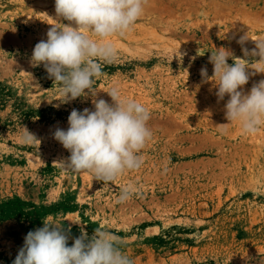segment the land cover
Listing matches in <instances>:
<instances>
[{
  "label": "rangeland",
  "instance_id": "1",
  "mask_svg": "<svg viewBox=\"0 0 264 264\" xmlns=\"http://www.w3.org/2000/svg\"><path fill=\"white\" fill-rule=\"evenodd\" d=\"M54 4L0 0V264H12L45 219L70 229L69 245L81 229L103 227L134 264H264V195H254L264 190V128L222 126L228 97L218 100L209 62L220 47L245 59L240 37L249 51L264 38V0H147L131 30L110 38L117 58L102 62L88 95L68 102L31 64L49 27L67 23ZM247 59L255 74L245 93L264 80L254 70L264 65ZM112 87L150 110L152 138L139 170L104 183L68 168L53 133L67 130L73 108L94 110V96L111 103ZM25 127L37 141H22ZM128 184L136 194L118 203Z\"/></svg>",
  "mask_w": 264,
  "mask_h": 264
},
{
  "label": "clouds",
  "instance_id": "2",
  "mask_svg": "<svg viewBox=\"0 0 264 264\" xmlns=\"http://www.w3.org/2000/svg\"><path fill=\"white\" fill-rule=\"evenodd\" d=\"M146 4L147 0H55L56 19L67 23L51 25L46 40L35 44L32 66L43 65L53 83L60 85L64 102L88 95L95 80L103 75L102 62L117 58L110 38L126 35L144 14ZM248 39L245 34L237 41L245 59L220 47L211 52L209 62L213 65L211 78L217 81L218 100L228 97L224 105L228 123L222 126L236 123L243 135H255L264 128V80L253 84L247 93L243 86L255 74L249 71L252 68L247 66L251 63L247 58H258L264 65V38L254 40L256 47L251 51L243 47ZM200 74L202 79H209L206 67ZM107 94L111 103L94 96V110L73 108L67 130L56 128L53 133L70 153L62 160L68 168L76 173L88 172L104 183L139 170L144 162L141 152L152 138L147 125L150 110L143 103L122 99L117 87ZM21 139L25 144L37 141L26 127ZM136 192L134 185L124 186L117 202L128 201ZM254 195H264V190L257 187ZM69 233L70 229L43 220L42 227L27 233L12 264H134L123 251L121 238L103 227L94 229L90 236L81 229L71 245Z\"/></svg>",
  "mask_w": 264,
  "mask_h": 264
}]
</instances>
